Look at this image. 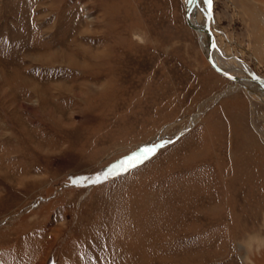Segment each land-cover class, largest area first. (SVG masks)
Listing matches in <instances>:
<instances>
[{
  "label": "rangeland",
  "instance_id": "374dc122",
  "mask_svg": "<svg viewBox=\"0 0 264 264\" xmlns=\"http://www.w3.org/2000/svg\"><path fill=\"white\" fill-rule=\"evenodd\" d=\"M212 3L264 79L263 5ZM185 10L0 0V264H264V104Z\"/></svg>",
  "mask_w": 264,
  "mask_h": 264
},
{
  "label": "bare ground",
  "instance_id": "6f19581e",
  "mask_svg": "<svg viewBox=\"0 0 264 264\" xmlns=\"http://www.w3.org/2000/svg\"><path fill=\"white\" fill-rule=\"evenodd\" d=\"M185 5H186V10H185L186 23L188 27L198 35L199 40H200V46L206 57L207 63H208V58H209L211 62L218 69H220L222 72L237 79L236 81H232V82L244 88L248 95L255 97L256 99H258L260 102L264 104V91L262 88L264 86V79L254 74L252 70L239 59L235 58L234 56H229L225 54L222 50L220 51L216 50L217 46H216V41H215V37L213 33H218L220 31L218 30L216 26V22L213 19V16H212V19L209 21V31L214 38L215 45L209 55V49L211 46L210 44L211 42H210V37L207 34V30H206L207 29L206 23H207L208 1L207 0H185ZM212 15H213V3H212ZM214 72L217 73L216 71ZM217 74L220 75L219 73ZM251 76L260 79L261 82L263 83L258 84V83L253 82L251 80Z\"/></svg>",
  "mask_w": 264,
  "mask_h": 264
},
{
  "label": "water",
  "instance_id": "95a60500",
  "mask_svg": "<svg viewBox=\"0 0 264 264\" xmlns=\"http://www.w3.org/2000/svg\"><path fill=\"white\" fill-rule=\"evenodd\" d=\"M208 1V12H207V23H206V30H207V34L209 35V37H210V44H211V46H210V49H209V55H210V53H211V51L213 50V47H214V45H215V41H214V38H213V36H212V34L210 33V31H209V21L212 19V0H211V3L209 4V0H207ZM208 63L210 64V66H211V68L214 70V71H216L217 73H219L220 75H222V76H224V77H226L227 79H229V80H231V81H236L237 79L236 78H234V77H232V76H230V75H228V74H226V73H224V72H222L220 69H218L212 62H211V60L208 58ZM251 80L253 81V82H255V83H258V84H260V83H263V82H261V80L260 79H258V78H255V77H253V76H251ZM262 86H263V84H262ZM263 88V91H264V86L262 87Z\"/></svg>",
  "mask_w": 264,
  "mask_h": 264
},
{
  "label": "crops",
  "instance_id": "0c3cea01",
  "mask_svg": "<svg viewBox=\"0 0 264 264\" xmlns=\"http://www.w3.org/2000/svg\"><path fill=\"white\" fill-rule=\"evenodd\" d=\"M245 1H247V0H245ZM248 1H251L252 3H256L258 5H263V7H264V3H261V2H259L257 0H248Z\"/></svg>",
  "mask_w": 264,
  "mask_h": 264
},
{
  "label": "snow or ice",
  "instance_id": "6c2138e0",
  "mask_svg": "<svg viewBox=\"0 0 264 264\" xmlns=\"http://www.w3.org/2000/svg\"><path fill=\"white\" fill-rule=\"evenodd\" d=\"M211 3V0H209V4Z\"/></svg>",
  "mask_w": 264,
  "mask_h": 264
}]
</instances>
